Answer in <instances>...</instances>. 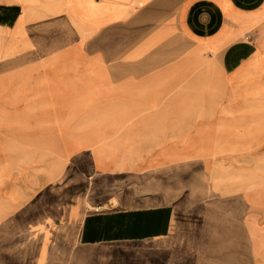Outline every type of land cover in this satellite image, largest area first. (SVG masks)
<instances>
[{
    "label": "crops",
    "instance_id": "0c3cea01",
    "mask_svg": "<svg viewBox=\"0 0 264 264\" xmlns=\"http://www.w3.org/2000/svg\"><path fill=\"white\" fill-rule=\"evenodd\" d=\"M260 144L264 0H0V233L46 247L14 264H152L122 246L177 214L200 264L220 214H264L234 177ZM237 235L202 257L253 264Z\"/></svg>",
    "mask_w": 264,
    "mask_h": 264
},
{
    "label": "rangeland",
    "instance_id": "374dc122",
    "mask_svg": "<svg viewBox=\"0 0 264 264\" xmlns=\"http://www.w3.org/2000/svg\"><path fill=\"white\" fill-rule=\"evenodd\" d=\"M249 158L248 160L240 158L237 162L250 163L248 167L253 169L235 171L234 177L241 188H248L247 190L251 192L248 197L252 200L256 197L257 191L263 193L264 181L260 186H255L254 180L257 178L256 175L260 174L263 175L260 182L264 179V144H260ZM259 188L262 190L259 191ZM252 204H254V200ZM177 220L179 224L168 238L132 242L124 244L122 248L129 252L133 251L143 261L151 258L152 264H196V235L194 231L196 214H177ZM218 225L219 228L213 229L217 232L214 233V237H209L210 241L207 244L204 241L203 245L206 250L202 248V240H200V264H211L210 255L216 257L219 254L218 258L221 262L227 260L230 253L229 245L225 244L222 239L238 238L237 234L241 229L244 230V227L250 232L251 251L249 250L248 253L252 263L254 264L258 259L259 262L264 263V214H236V216L235 214H220ZM217 235L220 237L219 242L214 239ZM42 243L37 240L32 231L27 234L24 232L10 235L0 233V264H4V259H8V261L11 259L13 264L19 263V260L23 258L30 260V255L36 254L37 248L39 251L46 248ZM202 252L210 257L203 258Z\"/></svg>",
    "mask_w": 264,
    "mask_h": 264
}]
</instances>
